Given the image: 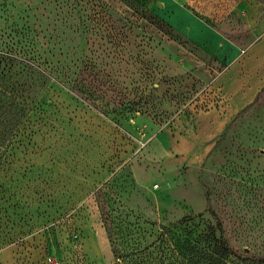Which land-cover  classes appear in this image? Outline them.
Returning a JSON list of instances; mask_svg holds the SVG:
<instances>
[{
  "label": "rangeland",
  "instance_id": "rangeland-1",
  "mask_svg": "<svg viewBox=\"0 0 264 264\" xmlns=\"http://www.w3.org/2000/svg\"><path fill=\"white\" fill-rule=\"evenodd\" d=\"M180 11L264 0H0V264H264V84L219 93Z\"/></svg>",
  "mask_w": 264,
  "mask_h": 264
},
{
  "label": "crops",
  "instance_id": "crops-1",
  "mask_svg": "<svg viewBox=\"0 0 264 264\" xmlns=\"http://www.w3.org/2000/svg\"><path fill=\"white\" fill-rule=\"evenodd\" d=\"M173 27L178 33L184 35L192 45L212 56L217 62H230L231 58H236L227 69L220 73L214 71L213 75L211 73L209 75L211 84L222 95L229 94L231 89L238 90L239 94L240 88H242V92L248 88V94L252 95L255 89L259 90L264 84V73H262L264 68V64L262 65L264 63V41L260 42L261 36L264 34V15L260 18L258 12L254 11H242L236 15L229 13V16L223 17L216 27H212L194 15L180 11L173 17ZM230 33L235 34L234 41L228 40L227 34L230 35ZM177 47L175 45L174 49L179 51ZM239 52L244 53L243 56H246L247 52L251 54L248 61L251 65L250 68L254 71L253 76L242 71L246 70L248 62L244 61L241 65L238 64L236 69L234 68L236 62L242 58L238 54ZM189 63L200 70V62L196 58H189ZM234 101L237 107L244 105L240 98H236ZM227 120L229 119L217 117L209 124L211 126H223ZM156 143L159 148V157L167 161V167L172 166L173 160L177 158L174 152H180L183 146L178 144L176 139L168 136L163 140L158 138ZM199 152L203 155L205 151ZM138 176L141 179L140 175Z\"/></svg>",
  "mask_w": 264,
  "mask_h": 264
}]
</instances>
